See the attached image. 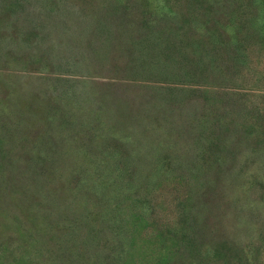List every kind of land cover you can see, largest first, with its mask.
<instances>
[{
    "label": "trees",
    "instance_id": "trees-1",
    "mask_svg": "<svg viewBox=\"0 0 264 264\" xmlns=\"http://www.w3.org/2000/svg\"><path fill=\"white\" fill-rule=\"evenodd\" d=\"M21 1L0 0V264H264V0ZM112 48L173 91L103 116L76 86Z\"/></svg>",
    "mask_w": 264,
    "mask_h": 264
},
{
    "label": "rangeland",
    "instance_id": "rangeland-1",
    "mask_svg": "<svg viewBox=\"0 0 264 264\" xmlns=\"http://www.w3.org/2000/svg\"><path fill=\"white\" fill-rule=\"evenodd\" d=\"M21 0H19L20 3ZM40 1L42 3H40ZM48 1L49 4L44 2ZM68 5H80V0H65ZM120 0H107V5H103L102 0H89V5L95 14H98L102 9H111ZM153 5L161 4L160 1L150 0ZM158 2V3H157ZM21 5H29L26 10L37 11L38 6H50L49 0H22ZM171 5H166L172 7ZM119 50L112 48V53L107 54L106 61L101 72H95L83 81L78 82L76 88L85 93L95 95L98 100L103 103L101 114L114 111V117H123L129 119L135 112V105H143L153 103L157 98L162 97L168 92H171V87L167 84L158 82L152 79H140L139 77H126L121 74L122 60L118 56ZM33 69V68H29ZM31 71V70H30ZM4 78V77H3ZM177 90V89H176ZM179 92V91H178ZM179 93H186L182 91ZM221 212L218 213L220 215ZM210 224V223H209ZM210 226V225H209ZM211 227V226H210Z\"/></svg>",
    "mask_w": 264,
    "mask_h": 264
}]
</instances>
